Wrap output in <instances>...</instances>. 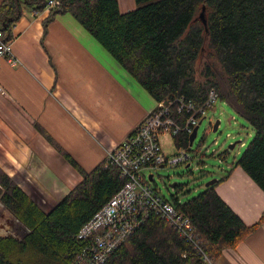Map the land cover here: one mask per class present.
<instances>
[{
  "label": "trees",
  "instance_id": "obj_1",
  "mask_svg": "<svg viewBox=\"0 0 264 264\" xmlns=\"http://www.w3.org/2000/svg\"><path fill=\"white\" fill-rule=\"evenodd\" d=\"M47 1L2 0L4 40L11 38V27L24 9L40 13ZM55 1L59 6L44 20L43 35L57 16L71 15L156 102L183 98L201 107L214 90L217 100L252 130L250 142L230 167H240L264 192V0H134L136 8L126 13H120L117 0ZM175 118L184 124L183 113ZM46 138L82 180L44 213L0 170V204L23 229L20 240L0 237V264H71L80 250L76 234L126 181L106 159L89 172L83 170ZM172 141L176 149H187L189 136L179 132ZM231 172L184 203L167 200L189 218L202 253L212 262L264 224L263 215L246 226L217 196V183ZM104 264L206 262L175 229L152 215Z\"/></svg>",
  "mask_w": 264,
  "mask_h": 264
},
{
  "label": "crops",
  "instance_id": "obj_2",
  "mask_svg": "<svg viewBox=\"0 0 264 264\" xmlns=\"http://www.w3.org/2000/svg\"><path fill=\"white\" fill-rule=\"evenodd\" d=\"M117 1L120 13L136 8ZM48 14L24 9L11 27L16 63L0 59V170L44 213L82 180L46 135L89 172L156 106L71 15L57 16L44 36ZM229 171L215 192L252 226L264 215V192L240 167L217 181ZM213 264H264V224Z\"/></svg>",
  "mask_w": 264,
  "mask_h": 264
},
{
  "label": "built area",
  "instance_id": "obj_3",
  "mask_svg": "<svg viewBox=\"0 0 264 264\" xmlns=\"http://www.w3.org/2000/svg\"><path fill=\"white\" fill-rule=\"evenodd\" d=\"M57 6H59L57 1L48 0L44 10L50 12ZM12 43L13 36L4 40L0 32V59L7 58L15 64L12 57ZM216 101H218L217 94L214 90L209 91L207 100L201 107L191 102L186 103L183 98L158 101L128 138L108 152L105 159L120 170L121 177L126 181L107 204L98 210L76 234L80 250L71 264H104L108 257L152 215L175 229L182 239L202 254L206 264H213L202 253L189 218L177 211L150 186L145 172L164 167H189L194 158L198 157L190 151L193 144L188 145L187 149H176L177 155L166 158L161 148L160 135L166 134L172 138L179 132H184L189 136L206 118ZM181 113L185 115L183 125H179L175 118ZM149 176L153 180V175L149 174ZM22 231L23 229L11 226L9 230L4 231V234H0V237L9 235L20 240L21 237L18 236L22 235Z\"/></svg>",
  "mask_w": 264,
  "mask_h": 264
},
{
  "label": "rangeland",
  "instance_id": "obj_4",
  "mask_svg": "<svg viewBox=\"0 0 264 264\" xmlns=\"http://www.w3.org/2000/svg\"><path fill=\"white\" fill-rule=\"evenodd\" d=\"M126 2L129 3L130 0H122L121 6ZM131 2L135 5L134 0ZM216 121H220V124L217 131L212 132L210 124ZM251 137V127L224 102L218 100L198 126L197 136L190 148V151L198 157L194 158L192 164L189 167L159 168L156 171L145 172V176L148 178L149 174L153 175L150 186L164 199L175 198L179 203H184L202 192L207 182L222 177L228 167L239 158ZM160 143L166 158L178 154L171 137L161 134ZM234 143H236L234 148L228 149V146ZM173 183H176L180 189L171 188L170 185ZM11 226L22 229L7 212L0 210V234H4V231L9 230Z\"/></svg>",
  "mask_w": 264,
  "mask_h": 264
},
{
  "label": "water",
  "instance_id": "obj_5",
  "mask_svg": "<svg viewBox=\"0 0 264 264\" xmlns=\"http://www.w3.org/2000/svg\"><path fill=\"white\" fill-rule=\"evenodd\" d=\"M202 14H203V13H202ZM202 14L200 15V20H201L202 23L205 25L206 23H205V20L203 19V15H202ZM219 124H220V121H216V122L213 124V126H212V132H216V131H217ZM197 129H198V126L195 127V128L193 129L192 133L189 135V146H191V145L193 144V142H194V140H195V138H196V136H197ZM236 143H237V142H236ZM236 143L229 145V146H228V149L232 150V149L234 148V146L236 145ZM187 167H188V166H187ZM148 181H149V182H152V177H151V176L148 177ZM216 181H217V180H211V181L207 182V183L205 184V187H209V186L213 185ZM170 187H171V188H175V187H176V183L171 184Z\"/></svg>",
  "mask_w": 264,
  "mask_h": 264
},
{
  "label": "bare ground",
  "instance_id": "obj_6",
  "mask_svg": "<svg viewBox=\"0 0 264 264\" xmlns=\"http://www.w3.org/2000/svg\"><path fill=\"white\" fill-rule=\"evenodd\" d=\"M174 168V167H173Z\"/></svg>",
  "mask_w": 264,
  "mask_h": 264
}]
</instances>
